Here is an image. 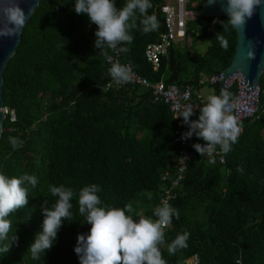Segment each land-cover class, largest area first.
Listing matches in <instances>:
<instances>
[{
	"label": "trees",
	"instance_id": "trees-1",
	"mask_svg": "<svg viewBox=\"0 0 264 264\" xmlns=\"http://www.w3.org/2000/svg\"><path fill=\"white\" fill-rule=\"evenodd\" d=\"M162 2L151 0L148 10L156 15L159 28L144 34L138 21L131 31L132 43L123 45L124 63L152 85L163 79L167 86L191 89L195 100L196 92L205 99L219 95L218 84L201 80L231 65L236 32L231 27L224 31L220 23L213 24L215 19L200 18L190 24L189 35L208 46L206 53L193 55L187 48L174 47L155 71L145 49L166 32L159 10ZM125 3L116 0L118 8ZM74 5L75 0H41L4 72V107L15 113L16 122L7 115L0 173L8 177L27 173L38 183L30 188L29 204L8 217L9 236L16 234L18 243L7 255L0 254V264H79L74 252L77 236L88 233L91 225L79 214L78 193L91 184L101 188L102 206L124 208L130 203L134 219L139 215L156 219L154 211L167 191L175 196L169 203L179 219L173 217L165 229L160 249L167 264H186L194 257L198 264H264V92L260 117L244 122L226 163L210 165L191 146L186 179L173 187L183 149L177 133L180 121L168 105L154 102L152 88L114 84L106 90L114 81L111 64L94 47L97 26L86 15L76 14ZM218 32L227 39V50L215 38ZM261 87L264 90V76ZM228 91L236 95L235 87ZM9 137L24 141L23 146L14 150ZM190 141L203 143L195 136ZM166 172L168 181L163 180ZM49 185L76 193L72 219L64 221L53 248L33 259L28 249L42 230V206L47 201L50 208L56 200ZM184 232L190 234L188 246L170 253L168 245Z\"/></svg>",
	"mask_w": 264,
	"mask_h": 264
},
{
	"label": "clouds",
	"instance_id": "clouds-1",
	"mask_svg": "<svg viewBox=\"0 0 264 264\" xmlns=\"http://www.w3.org/2000/svg\"><path fill=\"white\" fill-rule=\"evenodd\" d=\"M199 1L201 3L205 0ZM217 3L221 5V11L227 19L221 21L217 18L213 20V24L220 23L224 31H228L229 27L238 31L245 30L248 21L258 10L264 9V0H207L209 6ZM151 7V0H126L120 8L117 7L116 0H75V13L86 15L89 22L97 26L94 47L111 64L109 74L116 85L131 82L133 72L130 65L113 62L108 50L127 51L123 45L132 43L131 31L138 27V21L144 34L156 31L160 25L155 14H148ZM196 7L190 6L197 15ZM30 11L21 7V0H0V38L15 39L21 36ZM215 38L227 50L228 41L225 36L218 32ZM182 44L175 47L182 48ZM248 58H256L254 48L248 52ZM238 104L239 101L229 91L221 89L219 95L208 96L207 103L199 110L198 119H191L196 113L190 106L187 107L179 114L189 128L181 139L186 141L195 136L202 140L203 143L192 145L201 157L211 155L217 146L222 153H229L243 130L234 114ZM9 143L15 150L22 147L24 141L9 137ZM37 183L36 176L27 173L19 177H8L0 173V254L7 255L12 246L18 243L16 234L9 236L12 221L8 217L29 204L30 188H34ZM49 191L56 200L50 208L47 201L42 206V230L36 234L28 249L33 259H39L41 253L53 248L64 221L72 219L71 201L76 195L73 189L63 185H49ZM100 191L98 185L91 184L78 193L79 214L86 218V224L91 225L88 233L77 236L74 252L79 264H167L160 249L165 243V229L171 225L173 217L179 219L178 210L164 199L154 211L156 219L144 215L134 219L129 214L133 212L130 203L124 208L102 206L98 195ZM189 236L188 232L178 234L168 245V251L175 253L178 249L186 248ZM186 264H198V260L194 257L187 260Z\"/></svg>",
	"mask_w": 264,
	"mask_h": 264
},
{
	"label": "built area",
	"instance_id": "built-area-1",
	"mask_svg": "<svg viewBox=\"0 0 264 264\" xmlns=\"http://www.w3.org/2000/svg\"><path fill=\"white\" fill-rule=\"evenodd\" d=\"M161 13L165 17L166 32L161 35L158 43L150 44L145 49L146 59L153 66L155 71L159 70L162 58L168 56L172 48H174L177 44L186 42L190 38L189 23L197 20L195 11H193V8L192 10L190 8V0H163V4L161 5ZM112 52L113 54L111 56L113 57V62H119L122 65H130L128 63H123V52L118 50H112ZM130 66L133 72L132 81L122 85H116L115 82H113L107 86L106 90L114 87V84L117 88L125 87L128 84L152 88L154 102L168 105L175 118L180 121L179 125L181 130L177 133L182 135L183 133L187 132L189 128L186 124H184L183 118L179 117V114L189 106L195 113L199 112L200 108H202L207 103V99L196 92L195 100V95L191 89L183 91L177 86H167L163 79H161L155 85H152L146 78L138 74L132 65ZM218 75L219 74L213 75L210 78L205 77L203 80H201V83L204 84L206 82H210V84L216 85L218 82L214 83V78ZM234 87L236 88V95H233V97L239 101L237 108L234 109V114L237 115L238 120L243 128L242 133L239 136L240 138L244 131V122L249 119L256 120L260 117L261 94L264 92V90L260 84L257 85L255 91L256 103L250 105L244 102V91L240 76L233 78V80L225 89L228 91ZM9 114L11 116V121L15 122L16 117L14 112L10 113L9 110L5 108V115L7 116ZM191 119L196 120L194 115L191 117ZM191 146L192 143L190 139L186 141L183 140V149L181 150L179 160L176 162V167L179 169V175H177V178L173 180V187H180L186 179L188 164L192 158L191 151L189 149ZM204 157L207 163L210 165H224L226 163V154L222 153L218 146L211 155L205 154ZM169 175L170 173L166 172L163 176V180L168 181ZM166 194V197H164L162 200L167 199L169 202L170 199L175 197L170 191H167Z\"/></svg>",
	"mask_w": 264,
	"mask_h": 264
},
{
	"label": "water",
	"instance_id": "water-1",
	"mask_svg": "<svg viewBox=\"0 0 264 264\" xmlns=\"http://www.w3.org/2000/svg\"><path fill=\"white\" fill-rule=\"evenodd\" d=\"M41 0H21V7L30 11V16L26 21L29 23ZM198 19H227L221 11V5L209 6L207 0L204 1L201 11L197 14ZM25 25V26H26ZM237 35V47L231 65L225 68L214 78V83L218 82L220 89H225L233 78L240 76L244 91V102L250 105L256 103L255 91L257 85L264 76V9L258 10L257 14L248 21L245 30L234 29ZM21 36L15 39L0 38V143L2 140L4 123L6 120L3 86L4 72L10 59L16 54L21 42ZM255 50L256 58L249 60L248 52Z\"/></svg>",
	"mask_w": 264,
	"mask_h": 264
},
{
	"label": "rangeland",
	"instance_id": "rangeland-1",
	"mask_svg": "<svg viewBox=\"0 0 264 264\" xmlns=\"http://www.w3.org/2000/svg\"><path fill=\"white\" fill-rule=\"evenodd\" d=\"M190 3H191L190 5H194V7H196L195 4L198 5V3H200V1L199 0H191ZM177 46H179V44H177ZM181 47H182L181 49H186L187 48L189 50V52L191 54H193V55H196L197 53H200V54L203 55V54L206 53L207 48H208L207 45H204L202 43H198V41H197V39L195 37L194 38L190 37L185 43H183L181 45ZM208 91H209V88H205L203 90V92L205 94H207Z\"/></svg>",
	"mask_w": 264,
	"mask_h": 264
},
{
	"label": "crops",
	"instance_id": "crops-1",
	"mask_svg": "<svg viewBox=\"0 0 264 264\" xmlns=\"http://www.w3.org/2000/svg\"><path fill=\"white\" fill-rule=\"evenodd\" d=\"M131 65V64H130Z\"/></svg>",
	"mask_w": 264,
	"mask_h": 264
}]
</instances>
